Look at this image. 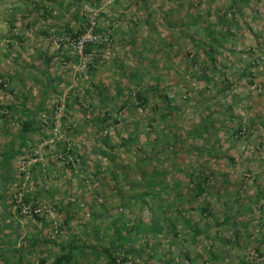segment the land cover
<instances>
[{"label":"rangeland","instance_id":"1","mask_svg":"<svg viewBox=\"0 0 264 264\" xmlns=\"http://www.w3.org/2000/svg\"><path fill=\"white\" fill-rule=\"evenodd\" d=\"M82 25L79 39L64 31ZM208 29L225 49L214 45L216 69ZM91 41L103 47L86 52ZM0 73V106L14 107L0 110V163L22 146L27 118L40 127L12 160L14 178L0 177V215L9 207L20 226L8 233L0 220L6 264L21 249L25 264L44 254L52 264L71 241L76 264H108L105 250L119 245L138 251L132 264H264V0H0ZM62 104L60 141L82 154L73 168L44 146ZM30 145L43 149L26 195H56L40 198L53 212L28 241L34 226L20 223L15 198ZM193 171L212 175L204 197Z\"/></svg>","mask_w":264,"mask_h":264},{"label":"trees","instance_id":"2","mask_svg":"<svg viewBox=\"0 0 264 264\" xmlns=\"http://www.w3.org/2000/svg\"><path fill=\"white\" fill-rule=\"evenodd\" d=\"M240 2L243 4L244 3V0H240ZM234 5L232 6H239L238 2H234L233 3ZM46 14V13H44ZM227 16V15H225ZM224 18L221 19L220 22H224ZM224 24V23H223ZM230 23H228L229 25ZM89 26V25H88ZM229 27V26H228ZM87 28L82 25V28L78 31H73L71 28L67 27L64 29V31H66L70 37L74 38V39H79V37H81L82 35H84L86 32H87ZM228 31H230V28H228ZM61 34V33H60ZM229 34L231 36H234L233 33H231V31L229 32ZM112 35V34H111ZM208 36H209V39L211 40V43H209V48H208V51H207V54H209L210 56V66L211 68L213 69H216L217 68V65H218V59H217V55L214 54V53H217L216 49L214 48V45L217 44L220 45V47L222 48V50H225L223 48V45L222 44H219L218 42H220L219 40L216 39V36H215V31H212L211 29H208ZM109 38H111V36H109ZM99 41H96V42H93L91 41L90 43H88V47L85 49L86 52H91L95 47L96 48H101L103 47L102 44L98 43ZM252 54V59H251V65H254L256 64L255 60L258 61L256 59V57ZM69 59V58H67ZM49 62H50V59H49ZM245 70H248L247 68H245ZM244 74V73H243ZM250 78L252 79L251 83H253L254 81V76H253V73L250 72ZM245 75V74H244ZM6 77L3 73H0V89L2 90H6L7 88V85H8V81L6 80ZM205 79L207 80H210V77L209 75L207 77H205ZM155 89H156V92L157 94L159 95L160 99H162V101H164L166 103V108L170 110V107H169V101L170 99H168V96L167 94L163 91V89L160 88V86L157 84L155 86ZM136 96L138 98V100L140 101V103L142 104L143 107H145L148 103V99L147 97L145 96V93H144V90H138L136 92ZM170 103H172L170 101ZM7 109V112L8 114H10L11 111L14 110V107L13 106H0V110H4L6 111ZM170 113V112H169ZM111 116L110 112H106L101 121H104L105 123H107L109 121V117ZM7 117V114H1V118H5ZM42 120V119H41ZM35 124V120L33 118H27L24 122H23V126H22V129H21V133L23 134L22 137H21V144L22 146L19 147V149H17L15 151L11 149V152H7V153H3V157H4V161L3 163H0V177L2 176V178L4 179L3 181L5 182L4 184H8L13 177L12 174V160H14L15 156L18 155V154H21V149L23 147H26L27 144H26V141H27V133H32V132H38L40 130V127H37L34 125ZM40 124L43 125H46V126H49L48 125V121H40ZM50 129L53 128V124L49 126ZM208 127L205 126V131ZM62 131H63V126H62ZM198 132V131H196ZM62 133V132H61ZM237 134L241 137L245 136L246 134V131L243 132L242 131V128H240V131H237ZM238 137V136H237ZM47 139V138H46ZM48 140V139H47ZM68 141V139H65V140H62V141H55V145L51 146V145H48L46 147H55L57 145V148L58 150L57 151H60L62 150V147L64 144H66ZM45 142V141H44ZM43 142V143H44ZM71 142V141H69ZM72 143V142H71ZM28 149H31L32 150V155L30 157H23L21 160H19V171H20V175L22 177H24V172L22 171L21 169V163L23 161H29V160H32V159H35L34 162H31L26 168L29 170L30 173L33 174V171L37 168V166L39 165V163H36L38 157L42 154V147H41V150H40V154H35V150L39 149V146L36 147V145L32 146L30 145V147L28 146ZM30 150V151H31ZM56 150L54 151L53 153V156H54V159H57V162H62L64 163L67 167H70V168H73L74 166V163H72L71 161L70 162H67V160H59L56 156H55V153L57 152ZM77 150L73 147V149L70 150V152L74 155V162H75V165L76 164H79V161L78 159H80L82 157V154L79 153V152H76ZM82 159V158H81ZM4 172V173H3ZM8 174L10 175V177L8 176ZM31 174V176H32ZM188 174V177H189V181L190 183L192 184V189H193V193H194V196L196 198H200V197H204L208 190H209V187L211 186L210 185V180H211V173L209 172H203V171H193L192 173H187ZM20 192V191H18ZM0 198L2 199L3 196L0 195ZM22 202L23 203H32L33 206H36L38 205L39 203H42L40 200H36V196L33 197V199H31L30 197H27V195H23L22 197ZM15 206L17 208V211L19 213V215L22 217V219H25V220H30V219H33V221H36L37 223H46L47 224V214L46 213H43L42 215H33V217H28V216H25L21 213V207L20 205L15 201ZM206 210V208L204 207L202 209V211L204 212ZM68 221H65L64 223L67 224ZM20 228L19 224L17 225V229ZM61 229V228H60ZM194 234H198V233H194ZM36 239V238H35ZM26 240V239H25ZM29 240V239H28ZM36 241L39 242V239L37 238ZM120 247H116L114 248V246L110 249H106L105 250V254L107 255L108 257V264H132L131 262V257H129L130 255H135L138 253L137 250L135 249H124L121 245H119ZM60 250H61V254H59L55 259H54V262L52 264H76V261H75V256H74V253L75 251L79 250V247L75 244L74 241H71L67 244H61L60 246ZM117 249V250H115ZM22 249L20 250V253H19V264H25L24 263V258L22 256ZM188 258L187 259V264H195L196 263V260H192L190 259L189 257H186ZM6 264L7 263V258L4 256L3 252L1 251L0 252V264ZM170 263L169 264H173V262L169 261ZM48 263V256L47 255H43L40 259H39V262L38 264H47Z\"/></svg>","mask_w":264,"mask_h":264},{"label":"built area","instance_id":"3","mask_svg":"<svg viewBox=\"0 0 264 264\" xmlns=\"http://www.w3.org/2000/svg\"><path fill=\"white\" fill-rule=\"evenodd\" d=\"M65 115V105L62 104L55 112L54 115V122H53V134L52 137L50 136L49 139L47 141H45V145L44 146H48V145H55V141H60L62 139V118ZM73 149V145L71 142L67 141L66 144L63 145L62 150L57 151L55 153V156L59 159V160H67V162H72L75 165L74 162V155L70 152V150ZM40 150L41 147L37 150H35V154H40ZM35 159L29 160V161H23L21 163V169L22 171L25 173L23 179L25 180V183L22 184L19 187L20 190V194L18 196H16L15 201L20 205L21 207V213L25 216L28 217H33V215H42L43 213L46 214H51L53 211L52 209L48 208L47 205H45L44 203H39L36 206H33L32 203H23L22 202V197L23 195L26 194V192H28V189L26 187V183L31 179V173L29 172V170L26 168L31 162H34Z\"/></svg>","mask_w":264,"mask_h":264},{"label":"crops","instance_id":"4","mask_svg":"<svg viewBox=\"0 0 264 264\" xmlns=\"http://www.w3.org/2000/svg\"><path fill=\"white\" fill-rule=\"evenodd\" d=\"M21 137H22V135H20ZM20 137V138H21ZM12 141H10V143H11ZM11 149H13V148H11ZM3 162H5V161H3ZM2 162V163H3ZM36 170V169H35ZM4 173V172H3ZM8 176L10 177V175L8 174ZM1 180L3 181L4 179L3 178H1ZM6 185V184H5ZM0 189H2V188H0ZM46 190V193H44V192H42V195H41V193H40V198L42 199V198H44V196L46 197V199H43V200H50V199H52L53 200V198L55 197V195L56 194H54V192L51 190V189H45ZM49 193H51V195H49ZM0 195L1 196H3V197H5L4 196V191L3 190H0ZM34 196H36V200H40V198H39V195L38 194H32L31 196L29 195V196H27V197H30L31 199H33V197ZM38 196V197H37ZM3 204H6L4 201H3ZM4 207V212H2L1 213V215H0V220H2V223H1V225L2 226H4L6 229H9V230H6L5 232H8L9 233V231L11 232V233H16L15 231L16 230H18L17 229V225L19 224L18 222H16L15 220H13V218H12V216L10 215L11 214V211H10V209H9V207H7V206H3ZM8 209V210H7ZM67 213H68V211H66ZM69 217V216H68ZM15 219V218H14ZM23 221H27L28 223H27V225H26V227L27 228H30V225H28V224H32L33 226H34V228L33 229H29L28 231L26 230V232H25V235L27 236V239H29L28 241H30V239L32 238V234L31 233H41V232H38V231H40V230H38V231H36V229H35V225H37V224H42V227H46L48 224H46V223H44L43 224V222L42 223H37L36 221H33V220H25V219H22L21 218V221H20V223L22 224L23 223ZM47 222V221H46ZM22 227H23V225H22ZM42 227H40V228H42ZM32 231V232H31Z\"/></svg>","mask_w":264,"mask_h":264}]
</instances>
